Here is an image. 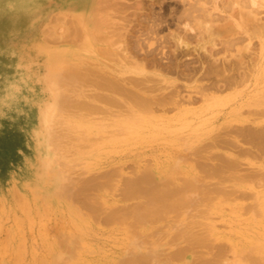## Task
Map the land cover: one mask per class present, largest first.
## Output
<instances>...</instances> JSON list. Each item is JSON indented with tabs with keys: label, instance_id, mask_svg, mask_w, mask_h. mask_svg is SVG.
Listing matches in <instances>:
<instances>
[{
	"label": "bare ground",
	"instance_id": "obj_1",
	"mask_svg": "<svg viewBox=\"0 0 264 264\" xmlns=\"http://www.w3.org/2000/svg\"><path fill=\"white\" fill-rule=\"evenodd\" d=\"M180 2L183 8L181 11L178 10L179 12H174L175 14L170 17L160 12H146V18H140L143 14L139 11L142 9L143 0H62L57 3L56 6L59 7L57 10L47 14L44 25L48 24L49 27H46L44 31L50 35L48 37L51 40L66 43L50 45L46 40H39L35 43L39 56H45L43 78L48 91V98L41 103L38 111L37 136L40 149V171L36 174L41 179L48 174L52 177L55 175L53 185L69 189L72 181L67 180L65 178L67 176L64 177L58 166L66 163L64 157L75 152L72 148H76V153L85 152L105 138L110 139L108 141L112 145L118 144L119 138L124 134L132 138L138 137L139 125L136 123H145L148 120H145L146 116L143 117L141 114L143 112L152 113L159 110L166 113L168 108L172 109L169 105L180 106L179 114L176 116L177 120L183 121L178 125V127L183 126L180 130L184 126H189V128L197 126V122L194 123L193 120L198 119L199 123L209 122L208 116L213 113L209 114L206 108L220 102L222 98L212 97L213 102L211 103L213 104L200 108L199 111L187 107L182 102L184 101L183 96H180L178 90L172 88L177 85L176 80L165 73L177 72L183 75L185 68L189 70L194 67L181 60L183 56L195 50L191 46L194 41L197 43L212 41V45H216V38L226 35L229 37H224V42H232L235 37L231 35L238 30V34L243 29H251L254 33L259 32L262 35L261 51L256 53L260 54V56L257 55L260 64L253 55H250L249 60L251 61H248L249 64L246 63L247 66L244 62H247L249 57L246 60L243 54L241 56L243 55L246 61L240 57L237 58H240L239 61L237 59L232 61L227 56L224 57L225 53L223 59H218V56L215 58L217 51L215 49V52L213 47L207 49L208 53L199 56L202 67L199 71L201 78L209 80L208 84L202 88V94L208 92V89L219 90L220 86L232 88L237 83L242 85L249 74L243 77L241 73L246 74L250 70L249 73L254 79L252 80L253 93L248 97L247 102L240 103L231 111L232 114L235 113L231 116L237 117L234 118L236 122H233L229 115H223V122L216 125L214 130L212 128L211 132L206 133L204 141L200 140L202 142L197 146L187 147L184 152H182L184 149L180 150L179 146H176L179 150L174 149L176 152H172L173 162L169 168L163 165L157 172H153V165L138 164L136 167H131V175L125 176L121 173L124 168L121 164L116 169L107 170L102 174L105 175L106 183L113 175H121L123 186L119 191L121 197L118 200L135 198L136 201L138 198L137 202L132 201L134 204L130 203V206L114 205L113 207L110 205L113 209L109 208L110 212L107 209L109 212L106 214L107 222L125 220L124 223H126V219L129 218L130 223H127L137 230L138 237L142 233L137 228L147 225L145 231L148 232L145 236L144 234L141 236L143 238H141V243L132 244V249L127 248L129 251L126 257L118 260L120 264H178L180 259H185L186 264H264V0H180ZM260 7L263 10H260ZM222 11L228 13L224 14ZM260 11H263L261 17L259 16ZM145 21L150 22L143 24ZM136 25L145 26L146 30H138L141 31L138 35L139 39L153 38L156 42L159 40L166 42L163 47H174L169 54L170 61L167 64V61L162 64L161 60L150 56L156 48L142 51L141 58H138L139 53L135 46L131 45L129 38L135 33L133 28ZM171 26H175L174 30H170L167 35L157 37L159 31ZM60 29L61 32H59ZM247 34L250 35V33ZM252 36L248 37L249 42L255 37L252 38ZM151 45L153 42L149 44ZM249 53L252 54V52ZM149 64L159 67L153 75L148 74ZM243 64L247 71L242 70L240 73L239 69L244 67ZM182 66L184 69L181 68ZM194 69L196 68L192 70ZM259 69L263 76L262 80L257 78L256 72ZM139 74L141 75L136 76ZM149 80L153 82L148 84ZM169 88H171L169 92L152 94ZM178 96H180L179 100L176 99ZM207 98V103H210L211 97ZM207 98L204 99L205 102ZM252 105L254 108L248 109L247 114L243 115L244 111L240 109L244 106L252 107ZM237 111L238 114H236ZM195 114L196 117L193 116ZM151 115L154 116V113ZM106 120H112L110 125H106L108 128L104 123ZM164 122L168 124L170 119ZM145 126L140 125L141 130ZM165 126L167 125H162V127ZM212 126L215 127V125ZM178 127L169 128L167 126L166 130L173 128L174 131L176 128L179 129ZM194 129L196 127L190 131L193 132ZM171 131L169 134L173 135ZM185 134L189 136L191 132ZM176 135L173 137L178 139L180 134ZM55 138L58 140L55 147L58 155L49 147V143ZM196 138L198 139L197 135ZM190 141L186 144L187 146L192 143ZM104 142L99 144L103 145ZM215 147H223L228 151L217 153ZM106 149L110 148L107 146ZM127 155H129L128 152L121 154L120 159ZM245 158L246 162L243 160ZM93 160L90 161H96L94 158ZM181 160L191 161L185 173L180 172L178 168ZM175 169L180 174L179 176H176ZM90 182L92 185L79 188L80 190H76L72 195L83 204H91L89 197L93 196L94 189L96 190L97 186L105 180L100 183L99 177H94ZM247 199H252V203H245L244 200ZM227 200L229 204H225L226 207L229 205L230 211L239 212L240 216L242 213L252 212L238 222L240 229L236 231V240L232 239L233 234H229V231L223 233L225 230L222 232L218 229L219 223L216 219L213 218L215 222L210 219L217 210L223 213L221 208ZM102 202L101 204L104 203ZM181 214L185 216L178 219L180 220L178 225L177 223L172 224L173 222H170L172 226L168 225V219L176 220ZM201 217L203 220H199ZM75 220L72 221L75 222ZM159 221H162L160 225H158ZM153 223H157L158 226L155 227L156 224ZM227 223L233 222H226L225 225ZM151 225L154 226L153 230ZM80 226L81 224L78 228L82 231L86 223ZM173 226L171 232L168 231ZM167 234L169 236L165 241L163 238ZM172 243L176 248L169 253L166 251L168 254L161 251V246ZM50 252L55 259L57 257L55 251L50 249ZM73 252L74 250L71 254L74 257ZM69 257L72 256L69 255ZM63 261L66 260L63 259Z\"/></svg>",
	"mask_w": 264,
	"mask_h": 264
},
{
	"label": "rangeland",
	"instance_id": "obj_2",
	"mask_svg": "<svg viewBox=\"0 0 264 264\" xmlns=\"http://www.w3.org/2000/svg\"><path fill=\"white\" fill-rule=\"evenodd\" d=\"M61 1L62 0H0V264H59L60 261H62L60 262L61 264H120L118 260L126 257V253L129 251L127 248L132 249V244L141 243L140 241L143 239L141 236L143 234L145 236V233L148 232L145 231L147 225L136 227L139 229L138 231L142 233V235L138 237L139 234L136 233L137 230L133 229L129 224V218L126 219V223H124L125 220L107 222L106 214L110 212L109 208L113 209L114 205L124 207L130 206V203L131 205L134 204L137 202L138 198H136V201L135 198H122L118 200V198L121 197L119 191L123 186L121 175H113L106 183L105 175L102 173L107 170L116 169L121 164L124 167L121 173L125 176L131 175V167H136L138 164L143 165L148 163L153 165V172H157L163 165H167V168H169L173 162V159H171L172 152L175 153L179 149H184L182 151L184 152L185 148H193L204 141L205 134L211 132L212 128L214 130L217 127L216 125H220L221 122H223V115H229L230 118L232 117V121L236 122L234 118L237 117L231 116L235 115V113L232 114L231 111L240 103L247 102V99H249L248 97L253 93L252 88L254 83H252V80L254 79L249 73L250 70H248L246 74H244V72L243 74L241 73L242 70L247 71L243 64L244 67L239 69L241 70L240 73L243 77L248 74L249 76H247L248 78L246 77L247 79L244 78L246 80L242 85L237 83L233 85L232 88L229 87L230 89L226 86H223V88L220 86L221 88L219 90L208 89V92L206 91L208 94L206 92L202 94V88L204 85L208 84L209 80L201 78L202 75L199 71L202 70V67L200 65L199 56L208 53L207 49L213 47L214 51L215 49L217 51V55L214 53V57L216 58L218 56V59H223L225 53L224 57L227 56V58H230L232 61L238 57L243 58L244 61L245 57L246 60L249 57L247 62H244L246 64L248 61H251L249 59L252 55L253 57L256 56V61H259L257 55L260 56V54L257 53L261 51V33H254L251 29H243L240 30L241 34H238V30L234 35H231L237 39L239 37L238 40L236 39L233 41L235 38L232 37V42L229 43L227 41L224 42V37H227V35L224 37H217V41H215L216 45L213 44L214 46L212 45V41L206 43H197L194 41L191 43V46L194 47L195 50L183 56V58L180 57L186 64H190L191 67L194 66L193 68H196L194 69L195 71L192 70L193 68H188L189 70H187L182 66L181 68L184 69L183 75H179L177 72H166L165 74L176 80L177 85L172 88L178 90L180 96H183L184 101L182 102H184L187 107L199 111L200 108L213 104L211 103L213 102L212 97L222 98L220 102L206 108L209 114H211V112L213 113L208 116V118H210L209 122L205 121L199 123L198 119L193 120V122H197L198 125L192 127H196L192 132L190 131L192 128H189V126H184L182 130L180 129L183 126H180L181 128L178 127V125L183 123V121H179L176 118L179 114L180 106L175 107L169 105L172 109L169 110L170 108H168V110L165 111L166 113L159 110V112L154 111L152 113L148 111L146 113L143 112L141 114H143V117L146 116L145 120H148L147 122L145 121V123H136L139 125L138 137L132 138L130 135L124 134L122 135L124 136L123 139L127 140V142L124 141L121 136L119 139L123 141V143L119 144V141L118 144H112L114 146L109 143L108 140L110 139L105 138L99 142L105 141L103 145L97 142L96 145L94 144L92 147H88L89 149L85 152L76 153V148L71 147L75 152L73 154L68 153L69 155L64 157L66 158V163L64 165L59 164L58 166L64 177L67 176L65 178L72 181V184L69 182L71 184V189L67 188L66 190V188H59L58 185L54 186L53 182L55 180V175L52 177V175L48 174L41 179L39 175L36 174V172L40 171V149L37 136L39 124L38 111L41 103L47 100L48 91L43 78L45 74V56H39L35 49V43L39 40H46L50 45H64V43H66L65 41L51 40V38L48 37L50 35L44 31L46 27H49L48 24L44 25L47 14L57 10L59 7L56 5ZM179 3L180 5H178ZM182 8L183 6L180 0H143L142 9L139 10L143 13L140 18H146V12H160L170 17V15L172 16V14L174 15L176 12L181 11ZM260 8V10H263L262 7ZM227 11L229 12L230 9ZM228 12L222 11L224 14ZM261 13H259L260 17L263 16V11ZM149 22L145 21L143 24H149ZM144 27L145 26L141 27L140 25H136L133 28L136 34L134 33L129 36L131 45L135 46L136 51L139 53L138 58H141L142 51L156 48L150 56H155L159 61L161 60L162 64L167 61V64L170 61L169 54L174 47H163L166 42H160V40L156 42L153 38L149 39L147 37L145 40L139 39L138 35L141 31L138 30H143ZM174 28L175 26L163 28L158 32L157 37L167 35L169 31L174 30ZM59 32H61V29ZM247 33H250V35ZM248 35L255 36L254 38L252 36L253 39H251V42H249L250 39ZM240 39H242V41ZM151 42H153V45L149 46ZM226 48L229 49L227 50ZM249 52H252V54ZM253 53H255V55ZM241 54L245 57L243 55L241 56ZM239 59L237 60L239 61ZM257 63L260 64V61ZM205 64L206 63H204V65ZM248 64H246V66ZM156 69H159V67L153 64L147 66L149 75L155 74ZM135 70L137 71L138 69ZM256 73L259 75H257V78L262 80L263 76H261L262 73L260 69ZM140 75L141 74L136 76ZM152 82L151 80L147 81L148 84ZM170 89L171 88L162 89L152 94L169 92ZM212 91L215 92L213 93ZM239 92L242 95H240ZM180 96L176 97V99L178 98L179 100ZM207 97H211L212 101L209 98L210 103H207ZM205 98H207L206 102L204 101ZM188 100H190V102ZM253 108L254 105H252V107L244 106L240 110L244 111L243 115H245L248 109ZM153 113L154 116L151 115ZM236 114H238V111ZM193 116L196 117V114ZM215 117L216 119H213ZM168 119H170V124L164 122ZM111 121L112 120L104 121L105 126H108V124L110 125V123H112ZM140 125L146 126L141 130L142 128H140ZM162 125H167L169 128L176 126L179 129L176 128L173 131V128H167L166 130L167 126L162 127ZM209 125L211 126L209 127ZM212 125H215V127ZM163 128L164 130H162ZM169 130L173 131L172 134L174 136L175 134H177L176 136L180 134L178 139L169 134ZM186 130H189V132ZM204 130L206 132H204ZM190 132L191 134L186 136L185 133L188 134ZM194 134L195 136H193ZM172 137L175 138V140H173ZM190 137H194L195 139L193 138L192 140ZM50 138L52 137L50 136ZM190 139L192 141H190ZM170 141L172 143H170ZM189 141L193 144L190 143L187 146L186 144L189 143ZM57 143V138L51 140L49 143L50 149L56 155H58L55 152ZM178 143L184 145L181 146ZM107 146L110 149H106ZM176 146H179V149ZM216 148L217 147H215V151H217V153H225V151H228V149L223 147ZM174 149L176 151H174ZM97 150L99 151L97 152ZM125 152H128L129 155L120 159V155ZM91 155H93V157ZM95 156L97 158H95ZM93 158L96 160L95 162H93ZM180 158H178L179 161ZM243 160H245V162L247 161L246 158ZM184 161L180 162L178 167L182 173L187 171V166L191 163V161L188 160ZM91 163L94 164L90 165ZM184 166L186 167L184 168ZM244 167H246L245 164ZM176 173V176L180 175L177 171ZM94 177H99L100 183L104 180L105 182L101 185L99 184L100 186H97L98 188L96 190L94 189L93 196L89 197L91 201L90 206L86 203H81V201L79 202L78 199H75L72 195L76 190L78 191L83 187L86 188L92 185L90 181ZM44 180L46 184L43 183ZM132 201L134 203H132ZM244 201L245 203H252V199ZM101 202L103 204H101ZM225 204H229V200H227L226 203L224 202V205L222 204L224 209L221 208V211L223 213L217 210L214 212L215 214L213 213L214 215L212 214L214 217L211 215L210 219H216V222L219 223H216L219 225H216L218 229H221L222 232L225 230L223 233L229 231V234H233L232 239L236 240V231L240 229L238 222L241 221L242 218L248 217L252 212H245L240 216L239 212H234L232 209L233 212L230 211V208H228L229 205L226 207ZM110 205H113V207ZM107 209L109 212H107ZM184 216V214H181L176 220L174 218L171 220L168 219V225L172 226V222V224L177 223L176 225H178L180 223L178 219H180V217L184 218ZM72 217L76 219L75 222L72 221ZM83 219L86 226H83L81 231L78 226L80 224L81 226L85 224ZM199 220H203L202 217L199 218ZM185 221L186 220H184V222ZM213 221L215 222V220ZM229 221L233 223H227L229 226L227 224L225 225V223ZM161 222L162 221H159L158 225H160L159 223ZM153 224H156L154 225L155 227L158 226L157 223ZM151 226L153 230L154 226ZM174 226L168 231L171 232ZM230 227H232V229ZM84 228H86V230ZM83 230H85L84 233ZM152 230L150 229V231ZM132 232H134L135 235ZM132 236L134 237L132 238ZM167 236H169V234H167L163 240L166 241ZM160 248L163 253L168 254L169 251L176 248V246L172 243L170 245L164 244V246ZM50 249L55 251L57 256L55 259L51 256ZM73 250L74 257L71 254ZM166 251H168V253ZM69 255L72 257L70 258ZM63 259L66 261H63ZM177 263L186 264V260L180 259Z\"/></svg>",
	"mask_w": 264,
	"mask_h": 264
}]
</instances>
